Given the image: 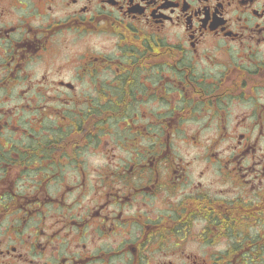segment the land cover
Masks as SVG:
<instances>
[{
	"label": "flooded vegetation",
	"instance_id": "flooded-vegetation-1",
	"mask_svg": "<svg viewBox=\"0 0 264 264\" xmlns=\"http://www.w3.org/2000/svg\"><path fill=\"white\" fill-rule=\"evenodd\" d=\"M0 264H264V0H0Z\"/></svg>",
	"mask_w": 264,
	"mask_h": 264
}]
</instances>
